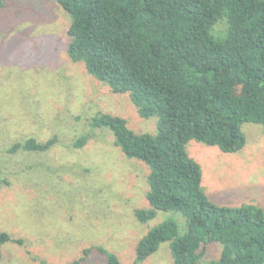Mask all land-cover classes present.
I'll use <instances>...</instances> for the list:
<instances>
[{"label":"trees","instance_id":"obj_1","mask_svg":"<svg viewBox=\"0 0 264 264\" xmlns=\"http://www.w3.org/2000/svg\"><path fill=\"white\" fill-rule=\"evenodd\" d=\"M56 2L71 20L70 60L83 63L113 93L128 95L142 119L158 117L156 135L136 132L112 114L90 120L93 130L112 133L125 156L150 167L146 197L151 208L135 210L136 219L146 223L158 211L186 219L183 235L172 219L152 228L138 243L137 262L169 242L172 264H201L213 243L221 252L209 264H264V209L215 204L202 186L200 164L187 152L191 140L239 152L247 143L243 124L264 130V0ZM222 23L225 32L217 36ZM90 138H77L73 147H87ZM58 142L57 136L28 138L8 153H47ZM8 242L23 243L0 231V260ZM93 251L108 264H122L102 247L87 248L69 264L84 263Z\"/></svg>","mask_w":264,"mask_h":264},{"label":"rangeland","instance_id":"obj_2","mask_svg":"<svg viewBox=\"0 0 264 264\" xmlns=\"http://www.w3.org/2000/svg\"><path fill=\"white\" fill-rule=\"evenodd\" d=\"M70 22L56 0H4L0 9V231L23 242L6 243L0 264H69L91 247L108 250L122 264H172L169 242L142 262L136 249L165 220H175L185 234V217L158 211L139 222L135 210L151 208L150 167L125 156L109 130L90 127L92 117L106 113L156 135L158 117L142 119L128 95L113 93L70 60ZM225 29L222 23L215 34ZM242 130L247 143L239 152L196 140L187 152L200 164L202 186L215 204L264 209V130L253 123ZM83 135L91 137L89 145L75 149ZM55 136L59 142L47 153H8L28 138ZM220 252V244H211L201 264ZM82 264L108 263L93 251Z\"/></svg>","mask_w":264,"mask_h":264}]
</instances>
